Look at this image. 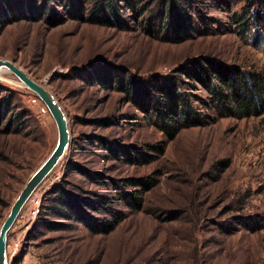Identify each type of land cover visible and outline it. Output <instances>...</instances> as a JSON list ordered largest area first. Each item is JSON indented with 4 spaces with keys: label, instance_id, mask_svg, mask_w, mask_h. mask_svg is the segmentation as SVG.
<instances>
[{
    "label": "rangeland",
    "instance_id": "rangeland-1",
    "mask_svg": "<svg viewBox=\"0 0 264 264\" xmlns=\"http://www.w3.org/2000/svg\"><path fill=\"white\" fill-rule=\"evenodd\" d=\"M245 2L167 0L168 28L150 31L151 20L140 19L121 0L119 26L68 17L57 24L13 19L0 1V58L46 80L70 137L7 230L6 264H264V114L214 116L168 137L137 106L139 96L116 82L120 74L128 88L201 54L264 72V32L251 19L256 10L264 20V0L250 7ZM82 3L88 7L90 0ZM48 4L63 11L55 0ZM140 4L150 11L157 6L151 0ZM2 97L10 101L8 131L0 129V222L56 140L44 104L8 71L0 72ZM104 141L125 152L113 156ZM93 170L104 183L87 174ZM110 177L131 192L129 205ZM135 177L149 186L124 181ZM61 178L73 192L111 196L108 206L123 217L105 233L51 216L60 222L57 228L40 226L41 197Z\"/></svg>",
    "mask_w": 264,
    "mask_h": 264
},
{
    "label": "trees",
    "instance_id": "trees-1",
    "mask_svg": "<svg viewBox=\"0 0 264 264\" xmlns=\"http://www.w3.org/2000/svg\"><path fill=\"white\" fill-rule=\"evenodd\" d=\"M0 1L7 11L14 14L13 19H41L45 23L57 24L63 17H68L86 19L91 23L102 25L116 24L118 26L122 24L121 20H123L118 13L121 7L120 0H90L88 7L83 5V0H55L56 4L63 9L62 12L50 6L49 0ZM121 1L125 8L137 14L140 19L151 20L148 26L150 31L168 28L169 17L164 11L167 0L162 1L159 6L157 3L161 0H151L157 5L155 11H150L151 9L147 8L149 4L137 5L140 0ZM245 1V5L250 7L261 3L262 0ZM174 2L176 3L177 0H173ZM255 11L252 13L251 19L255 27L264 32V20H261L260 16L257 17ZM235 20L237 21V19ZM241 24L249 25L248 19H244ZM145 28L147 29V26ZM166 39L171 38L167 37ZM116 76L117 85L126 89L125 91L131 92L132 95L139 96L136 101V103L138 102L137 106L144 107L150 121L167 133L168 137H172L180 128L205 124L211 121L214 116L239 118L264 114V72L245 70L210 55L201 54L187 58L166 75L156 74L148 80L133 81V84L128 88L122 83L120 74ZM198 88L204 91L203 96L196 92ZM9 101L8 97L0 98V129L2 131H8L9 122L5 115L9 111ZM99 121L107 123L105 118ZM103 147L113 156L120 155L122 151L125 152L123 146L112 147L105 141ZM87 174L94 182L104 183L99 172L93 170L88 171ZM108 179L111 187L119 193L122 202L129 205V199L133 197L131 192L126 191L116 178ZM124 181L130 185L140 183L145 188L149 186L146 182H142L141 178H125ZM46 193L50 195L47 197L42 195L37 210L39 225L46 229H55L60 225L58 220L48 218L51 216L65 220L74 219L93 232L105 233L110 231L124 214L120 209H111L108 206L111 196L108 198L104 194L89 196L73 192L65 186L63 178L54 183ZM44 199H47L46 203ZM138 203L136 202V205ZM239 222L241 225L251 227L245 218H239Z\"/></svg>",
    "mask_w": 264,
    "mask_h": 264
},
{
    "label": "water",
    "instance_id": "water-1",
    "mask_svg": "<svg viewBox=\"0 0 264 264\" xmlns=\"http://www.w3.org/2000/svg\"><path fill=\"white\" fill-rule=\"evenodd\" d=\"M1 71L10 72L22 85L34 92L48 110L56 128V140L54 145L24 181L22 187L11 201L7 213L0 222V264H6L7 230L15 220L22 205L39 182L57 164L68 145L70 137L65 112L55 94L46 86L45 79L43 81H36L13 61L6 58H0V72Z\"/></svg>",
    "mask_w": 264,
    "mask_h": 264
}]
</instances>
